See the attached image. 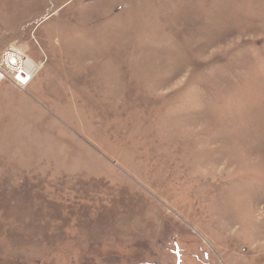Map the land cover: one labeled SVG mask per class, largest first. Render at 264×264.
I'll list each match as a JSON object with an SVG mask.
<instances>
[{
  "label": "rangeland",
  "instance_id": "1",
  "mask_svg": "<svg viewBox=\"0 0 264 264\" xmlns=\"http://www.w3.org/2000/svg\"><path fill=\"white\" fill-rule=\"evenodd\" d=\"M0 264H264V0H0Z\"/></svg>",
  "mask_w": 264,
  "mask_h": 264
},
{
  "label": "built area",
  "instance_id": "2",
  "mask_svg": "<svg viewBox=\"0 0 264 264\" xmlns=\"http://www.w3.org/2000/svg\"><path fill=\"white\" fill-rule=\"evenodd\" d=\"M3 43L0 33V81L8 79L25 89L34 79L39 66L25 52L18 51L13 45L3 46Z\"/></svg>",
  "mask_w": 264,
  "mask_h": 264
},
{
  "label": "bare ground",
  "instance_id": "3",
  "mask_svg": "<svg viewBox=\"0 0 264 264\" xmlns=\"http://www.w3.org/2000/svg\"><path fill=\"white\" fill-rule=\"evenodd\" d=\"M30 66H32V67H33V65H32V64H30Z\"/></svg>",
  "mask_w": 264,
  "mask_h": 264
}]
</instances>
